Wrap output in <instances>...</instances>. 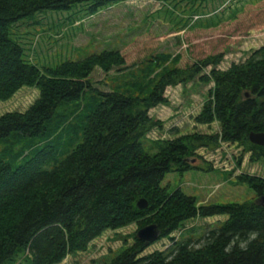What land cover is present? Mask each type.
I'll list each match as a JSON object with an SVG mask.
<instances>
[{
  "label": "trees",
  "instance_id": "trees-1",
  "mask_svg": "<svg viewBox=\"0 0 264 264\" xmlns=\"http://www.w3.org/2000/svg\"><path fill=\"white\" fill-rule=\"evenodd\" d=\"M82 1L91 13L118 0H0V100L22 86L39 91L25 111L0 115V264H57L84 251L104 227L139 218V226L154 223L159 237H168L188 218L216 214L227 218L196 244L172 237L165 250L142 254L146 246L135 232L131 245L99 264H264V205L198 207L177 192L165 204L158 190L166 172L197 168L188 158L199 147L238 142L264 159V144L248 139L251 131L264 132V45L220 71L215 65L223 52L183 67L179 58L170 65L167 56L151 54L128 68L111 50L42 68L26 62L10 25L40 9ZM207 66L213 86L195 120H217L220 133L181 135L145 152L142 139L160 126L149 109L166 102L167 86L192 80ZM236 179L264 194V177ZM139 198L147 201L144 209L136 206ZM155 210L156 217L145 218ZM252 231L257 238L244 250L240 244Z\"/></svg>",
  "mask_w": 264,
  "mask_h": 264
},
{
  "label": "rangeland",
  "instance_id": "rangeland-1",
  "mask_svg": "<svg viewBox=\"0 0 264 264\" xmlns=\"http://www.w3.org/2000/svg\"><path fill=\"white\" fill-rule=\"evenodd\" d=\"M9 32L21 44L24 60L40 68L106 50L122 54L128 68L151 54L167 56L170 65L179 58L177 64L183 67L223 52L215 65L220 71L244 62L264 45V0H118L91 13L88 3L82 1L67 9L37 10L11 24ZM211 67L198 71L192 80L165 88L166 102L148 112L160 126L142 139L145 152L154 154L163 140L181 135L220 133L217 120L207 124L195 120L213 86L207 77ZM38 95L34 86L20 87L0 100V115L25 111ZM195 154L188 159L197 168L168 171L159 179L158 190L167 196L165 204L176 192L194 198L198 207L257 200L256 192L236 178L244 173L264 177V159H255L238 142L227 141L215 148L199 147ZM156 211L145 218L156 217ZM226 218L227 214L188 218L170 236L147 245L142 254L165 250L172 237L175 241L191 238L196 244ZM142 219L104 227L84 251L67 254L57 264H99L111 259L134 242Z\"/></svg>",
  "mask_w": 264,
  "mask_h": 264
},
{
  "label": "water",
  "instance_id": "water-1",
  "mask_svg": "<svg viewBox=\"0 0 264 264\" xmlns=\"http://www.w3.org/2000/svg\"><path fill=\"white\" fill-rule=\"evenodd\" d=\"M248 139L250 142L258 145L264 144V132H254L251 131L248 134ZM257 203L264 205V194L258 196ZM136 206L139 209H144L147 207V201L144 198H139L136 201ZM136 237L138 240L142 241L145 246L149 245L150 243L156 241L159 237V230L157 228V225L154 223L144 225L137 229L136 231Z\"/></svg>",
  "mask_w": 264,
  "mask_h": 264
},
{
  "label": "clouds",
  "instance_id": "clouds-1",
  "mask_svg": "<svg viewBox=\"0 0 264 264\" xmlns=\"http://www.w3.org/2000/svg\"><path fill=\"white\" fill-rule=\"evenodd\" d=\"M258 233L252 231L248 233V240L247 241H242L240 244V247L244 250H246L247 248V244L250 243L251 241L255 240L257 238ZM233 243H235V240L233 241ZM226 251H230L231 250V245H229L228 248L225 249Z\"/></svg>",
  "mask_w": 264,
  "mask_h": 264
}]
</instances>
